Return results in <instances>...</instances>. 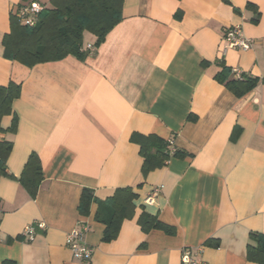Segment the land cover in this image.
<instances>
[{"label": "crops", "instance_id": "crops-1", "mask_svg": "<svg viewBox=\"0 0 264 264\" xmlns=\"http://www.w3.org/2000/svg\"><path fill=\"white\" fill-rule=\"evenodd\" d=\"M19 3L0 0V87L20 86L0 119V144H11L0 174V264H181L183 250L203 264H255L246 246L250 233L264 235V0H123L98 47L84 32L86 57L32 67L3 55ZM233 26L250 49L223 51ZM235 70L256 80L241 97L220 82ZM149 135L178 155L143 176L130 139ZM31 155L41 174L34 193L20 182ZM119 188L132 190L133 213L105 243L94 217ZM83 190L92 196L85 215ZM142 214L160 226L142 230ZM38 223L44 229L26 240L24 228ZM74 229L92 249L87 262L66 245Z\"/></svg>", "mask_w": 264, "mask_h": 264}, {"label": "trees", "instance_id": "trees-1", "mask_svg": "<svg viewBox=\"0 0 264 264\" xmlns=\"http://www.w3.org/2000/svg\"><path fill=\"white\" fill-rule=\"evenodd\" d=\"M30 0H20L14 13L10 14L9 32L3 36L2 46L5 59L17 61L26 67L41 63L60 61L67 56L83 59L88 51L83 48L84 32L91 34L95 41L92 47H98L106 35L120 22L123 0H51L49 8H43L33 27L22 26L16 18L18 8L28 4ZM224 69V74L228 71ZM224 86L241 97L253 88L256 80L237 77L226 80L222 74ZM20 95V86L10 82L7 87H0V119L11 114V101ZM13 116L12 131L15 130ZM1 130V129H0ZM131 142L139 146V154L143 159L142 175L160 168L168 158L166 142L154 135L131 136ZM11 150V144H0V174L3 173L6 158ZM177 156L178 153L173 154ZM39 161L31 155L23 169L20 182L31 193L36 191L40 179ZM78 210L80 214L88 213L92 196L87 190L81 191ZM134 194L130 188H119L103 202H99L95 219L105 226L102 241L110 242L118 234L121 222L131 217L133 213L132 200ZM138 225L144 231L160 225L157 220L142 214ZM246 246V258L255 264H264V235L250 233ZM1 264H15L4 260Z\"/></svg>", "mask_w": 264, "mask_h": 264}, {"label": "built area", "instance_id": "built-area-1", "mask_svg": "<svg viewBox=\"0 0 264 264\" xmlns=\"http://www.w3.org/2000/svg\"><path fill=\"white\" fill-rule=\"evenodd\" d=\"M43 10V6L37 0H30L28 4H25L21 8H18L16 13V18L22 26L33 27L36 24L38 15ZM223 51L229 49L242 50L243 52L250 49L251 40L247 39L241 29L237 26L229 27L225 30L223 34ZM88 50L92 48L88 47ZM236 77L240 76L238 71H234ZM167 153L173 155L175 153V148L170 141L167 142ZM160 188H154L146 196L144 202L146 204H152L155 198L159 195ZM1 221V218H0ZM45 225L43 223H38L36 225H28L24 228L22 235L28 241H32L36 231L43 230ZM1 243V240H0ZM66 245L70 249L73 257L80 262H87L92 256V249L85 243L83 239V234L77 229L69 232L66 237ZM181 264H203L201 260L195 258L189 250H183L181 253Z\"/></svg>", "mask_w": 264, "mask_h": 264}]
</instances>
